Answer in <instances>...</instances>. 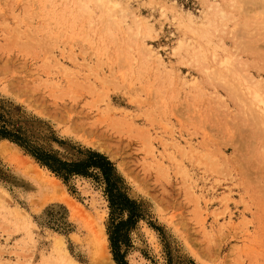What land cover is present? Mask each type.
Segmentation results:
<instances>
[{
    "label": "rangeland",
    "instance_id": "1",
    "mask_svg": "<svg viewBox=\"0 0 264 264\" xmlns=\"http://www.w3.org/2000/svg\"><path fill=\"white\" fill-rule=\"evenodd\" d=\"M116 1L0 0V130L61 161L91 150L114 165L144 209L126 264H264V122L171 49L172 17L210 5L217 55L263 90L264 0ZM88 173L57 175L0 135V264H117L105 185Z\"/></svg>",
    "mask_w": 264,
    "mask_h": 264
},
{
    "label": "bare ground",
    "instance_id": "2",
    "mask_svg": "<svg viewBox=\"0 0 264 264\" xmlns=\"http://www.w3.org/2000/svg\"><path fill=\"white\" fill-rule=\"evenodd\" d=\"M96 1L102 3L106 2L112 5L111 8L114 6L119 7L118 6L119 4L116 0H96ZM210 8L211 6L208 5L207 8L203 11V17L199 19L197 18V20L192 16L193 14L191 15L189 13L187 14L184 13L186 14V16L185 15L182 16V14L178 12L175 17L174 16L172 17V18H176L179 22L178 24L181 25L182 27V31H181L182 36L177 40L176 45L171 48L172 53L173 55L180 53L183 55L185 54L194 58L197 63L208 64L207 66L208 71L206 72L205 71L206 69H204V71L206 72L205 73L206 77L208 79H213L216 83L225 86L243 104H244L243 102V98H244L247 104H249V107L247 106L246 109H248L249 111L251 110V108H253L255 111L258 112L260 119L264 122V91H263L264 88H262L263 90H261L257 82L255 83V81H252V79L246 77L244 73L241 74L239 72L240 70L238 67H237L238 69L234 67L235 64L233 65L232 55H231L232 58H230L229 56L219 58L218 56L219 54L217 55V51H219L218 49H220L221 47L214 41V32L216 31V15L211 16V14H209L208 10ZM165 11H163V15L166 13ZM218 17L220 18L219 20L220 22L226 21V15L224 11L220 10L218 13ZM137 21L139 22L140 20ZM138 24L140 25V23ZM175 25L177 26V24ZM139 27H140L139 31L143 37H147L148 35L150 36V30L146 29L144 27V24L143 26L141 25ZM221 46L224 47L223 45ZM99 126L100 124L96 121L89 122L87 123V125H84L82 121V123L80 124V129L82 131H86L89 135L94 136L97 135ZM107 126L108 125H106V127ZM103 132H101L100 134H102ZM93 146L99 147L98 143H95ZM73 264L76 263L73 262ZM97 264H114V263L111 261L110 262L107 261L104 255L102 256L99 255Z\"/></svg>",
    "mask_w": 264,
    "mask_h": 264
},
{
    "label": "trees",
    "instance_id": "3",
    "mask_svg": "<svg viewBox=\"0 0 264 264\" xmlns=\"http://www.w3.org/2000/svg\"><path fill=\"white\" fill-rule=\"evenodd\" d=\"M16 133L0 130V135L10 138L25 148L49 170L64 178L71 175H88L90 169L97 170L105 185V195L109 206L110 222L107 228L109 242L111 245L114 260L117 264H126L123 255L120 253L121 245L127 243V236L137 220L144 215L141 203L130 199L124 190L121 177L117 174L114 165L103 155L91 150H78L81 157L70 162L61 161L52 154L36 150L30 146L19 130ZM19 132V133H18ZM126 213L125 220H116L117 216Z\"/></svg>",
    "mask_w": 264,
    "mask_h": 264
}]
</instances>
